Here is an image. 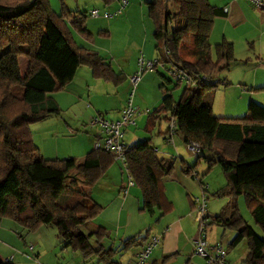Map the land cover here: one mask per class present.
Instances as JSON below:
<instances>
[{"label":"trees","instance_id":"1","mask_svg":"<svg viewBox=\"0 0 264 264\" xmlns=\"http://www.w3.org/2000/svg\"><path fill=\"white\" fill-rule=\"evenodd\" d=\"M147 5L161 66L175 65L192 80L189 84L174 81L173 89L183 85L175 100L173 89L166 87L171 81L160 76L162 97L148 117L162 116L165 121L172 117L175 134L183 143H198L195 160L203 158L208 167L220 166L226 184L215 194L243 196L253 221L264 233V107L250 101L249 115L237 119L219 118L210 111V91L218 82L217 74L235 61L231 42L222 39L213 48L209 44L213 21L225 11L208 0H152ZM87 17L85 12L62 10L57 14L48 0H0V218H10L26 231L51 225L61 248L78 252L84 259L95 257L114 264L116 252L140 249L151 233L147 227L120 242L117 249L104 245L108 234L103 227L87 233L79 230L102 209L87 187L114 162L111 153L97 149L80 161L46 159L30 129L60 114L52 94L64 88L79 66H87L97 79L114 84L124 80L107 60L73 39V32L90 39L85 30ZM20 58L26 60L23 73ZM253 90L264 92V86ZM125 147L126 171L141 193L139 211L157 222L171 205L163 179L171 175L173 164L159 158L149 140ZM195 167L196 163L183 171L194 178ZM212 224L234 231L227 251L246 243L239 264H264V237L243 220L235 204L228 213L222 210L209 215L206 226ZM0 264L14 263L1 259Z\"/></svg>","mask_w":264,"mask_h":264},{"label":"rangeland","instance_id":"2","mask_svg":"<svg viewBox=\"0 0 264 264\" xmlns=\"http://www.w3.org/2000/svg\"><path fill=\"white\" fill-rule=\"evenodd\" d=\"M151 1L152 0H127V5L121 15L112 16L110 18H105L103 16L87 17L86 26L93 35V41L92 43H90V45L93 46L91 49L99 51L100 54L105 58V60L111 63V66L116 71L122 70L124 69V67H128L127 63L123 61V55L135 59L136 64L137 57L144 52L142 42L146 45H149L152 42L153 26L147 16V4ZM48 2L52 11L57 14H59L62 10L70 11L71 13H87L92 9H98L99 11L107 10L109 12H114L119 6V0H115L109 6L104 5L102 0H48ZM128 11H130L131 14L130 19L127 22H124L123 24H117L119 23L120 19L124 18L126 12ZM98 30H104L109 32V37L98 36ZM224 30L226 31V36L234 41L237 53H240V55L243 54L244 51L250 49L249 44H252L254 42L253 39H250L253 36L252 32L249 33L248 37H244L243 27L232 28L230 26L229 28V26L226 25V27L222 29L217 20L215 22V28L214 30H212L211 35L209 36V44L211 48H213L216 42L219 41ZM74 35L79 45L88 46L87 44L89 43H85L84 40L79 38V36L75 32ZM144 36H147V39H145ZM254 43L255 47H257L256 41ZM248 56L249 59L247 62L234 61L230 64L227 69L222 70L217 74L216 79L218 80V82L216 86L213 87L210 91V111L214 116L224 119H237L245 116L247 117L248 104L250 101L264 107V92L259 90H253L250 85L255 82H264V61H261L259 58L257 59V54L253 52H249ZM131 63L133 64V62ZM131 63L129 64V67H131ZM19 64L20 71L21 73H23L26 67V60L20 58ZM135 69L136 68H134V71ZM160 76H164L166 79L171 81V83H168L166 87L168 89H173L175 82L168 75L165 68L161 65H158L156 69L143 73L139 81L137 82L135 88H133L131 85L129 79L130 76L126 78L124 84L121 85L119 88H114L108 83L97 81V84L94 87V100L99 105H102L104 107L125 106L126 103L130 100L131 105L135 108H138L140 112H143L146 109L152 110L156 106V104H158L160 95L163 92L161 91L162 89H160V86L164 80ZM141 78L144 79L141 80ZM224 79L225 81H223ZM182 87L183 85H181L180 88L172 90V94L175 100L179 98ZM86 104L91 103L90 101H85L82 104L80 110L78 111L81 112L82 109V111L86 112V114L91 113V110L86 107ZM107 116L111 115L109 114ZM70 117H73L71 111H65L61 115V119L65 121H68ZM91 118L92 116L88 119L82 118L85 124L82 129H80L79 127H76L77 129H73L75 127L71 125V131L75 130L73 134L70 132H56L53 134L51 133V138L48 137L46 138V140L48 141L43 142L39 141L43 138L42 133L39 131L40 134L38 135V132L35 129L36 127L33 126L32 132H34V138L36 142L39 141V153H42L45 156H52L54 155V151H57L59 152V154H61V156L67 157H51V159L74 158L76 161H80L82 158L81 153L85 152V150L83 151L84 147L82 146L88 145V137H90L89 130L93 129L94 131L99 133L97 127L88 126V123ZM143 124L144 120L140 118L134 128L128 129L129 131H132V135L139 137V141L136 144L147 142V138L151 139L153 142L154 139L158 137L156 136V132L158 130L157 126L154 127L152 134L147 135L145 133H142ZM165 125H167V123L162 120L161 127L163 128ZM129 131L126 134V138H128V136L130 135ZM58 137H63V139H59ZM55 138L58 139L56 140ZM72 138L74 139L72 140ZM75 143H77V146H75ZM168 146L170 148V154L174 157L173 161L172 158L170 160L172 163L174 162V168L179 169L180 157L175 153L171 144H168ZM182 154L183 156H185L184 160L189 165L196 163V167L194 170L197 173V176L199 177L200 181L202 182L201 184L198 182V179L190 178L188 176L189 181H191L192 184L195 186L193 196H199L201 194V185L206 186V195L208 197V200L206 201L207 213L210 216H215L219 214L222 210H225V212L228 213L231 205L235 204L243 220L248 225L253 227V229L258 235L264 237V233H262L259 226L256 225L253 221L249 207L246 204L243 196L215 194L222 186L226 184V179L222 173L220 166L218 164H213L208 167L206 161L203 158H199L198 161H196L195 156L191 155L185 149L184 143L182 148ZM113 169H116L117 175H121L124 181H127V174L121 167L120 163L113 162ZM107 184L108 182H106L105 180H100L95 185ZM166 219L167 217L165 216L159 222H155L154 218H152L149 227L150 233L155 236H159L160 234H158L157 232L165 226V224L167 223ZM88 225V223L85 225H80L79 230L83 233H87V227H89ZM44 228L54 229L51 225L44 226ZM29 233H33V231H26L16 221L10 218H0V247L3 246L1 247V254H7L5 255V258L12 259L14 255V260L12 261L14 264H106L104 262H97L94 257L85 261L82 259L80 260L79 258V260L75 261V258L79 257L75 256L79 255L78 252H74L69 248H67L66 252H64V250L61 248V245L56 247V253L51 252L52 250L48 249L51 253L48 252V254H46L42 259H38L32 255L30 256V252V254L24 255L27 258L23 259L21 258V251H24L25 248L28 247V244L31 242L29 240H32V236H30L31 234L28 236V238H24L25 235H28ZM234 234L235 233L232 230H223L221 226L212 224L206 228L205 238L208 243L220 241L226 244L225 242L229 241L234 236ZM46 239H49V236ZM46 239L44 241H46ZM2 244H7V247ZM159 244L160 242L158 243V245ZM54 245L55 243H52L47 246L48 248H53ZM246 247V243L242 241L236 247L228 250V259L231 260L229 262L231 264H238V262L244 257L246 253ZM137 250H139V248H129L123 251L121 256L116 253L113 256V261H126V259L129 258L133 260V257L131 255ZM155 251L156 250L154 249V252ZM198 259H200V261L202 262V258L198 257Z\"/></svg>","mask_w":264,"mask_h":264},{"label":"crops","instance_id":"3","mask_svg":"<svg viewBox=\"0 0 264 264\" xmlns=\"http://www.w3.org/2000/svg\"><path fill=\"white\" fill-rule=\"evenodd\" d=\"M114 1L115 0H108V4H105L104 1L103 3L104 5L109 6ZM208 1L211 5L220 7L225 11V15L215 17L211 32L215 28V22L218 20V23L222 27V29L226 27V25H228L229 28L230 26L232 28L243 27L244 37L246 36L248 37L249 33L252 32L253 36L250 39H253L254 42L256 41L257 43V47H255V43L252 41L253 43L249 44L250 49L244 51L243 54L240 55V53H237V49L235 48L234 41L226 36L225 33L226 31L224 30L218 42L224 39L233 44L235 61L247 62L249 59L248 56L249 52H253L257 54V59L259 58L261 61H264V11L261 12L255 11L254 8L245 0H208ZM130 16H131L130 11L126 12L124 18L120 19L119 23L117 24H123L124 22H127L130 19ZM150 21L153 26V22L151 19ZM85 30L87 33L90 34L91 36L90 39H86L80 36L79 34L77 33L76 34L79 36V38L83 39L85 43L86 42L89 43L87 44L88 46H83V47L92 50L91 48L93 46H91L90 43H92L93 41V35L88 30L86 23H85ZM72 35L76 44L79 45L74 35V32L72 33ZM97 35L100 37H109V32L104 30H98ZM144 38L147 39V36H144ZM142 47L144 49V52L141 53L146 59H152L156 56L153 31H152V42L149 45H146L145 43L142 42ZM92 51H95L100 56H102L99 51L94 49ZM123 57H124L123 61L127 63L128 67H124V69L119 71L113 69L111 63L107 61L109 62L110 66L116 73H120L123 75L124 80L121 83L114 84L110 80L94 78L91 75V72L87 66H79L73 78L64 86V88L52 94L61 112L57 116H50L45 120L36 123L35 125H31V133H33L32 138L37 147H40L38 144L39 141L42 142L48 141L46 140V138L48 137L51 138L50 137L51 133L53 134L56 132L58 133L70 132L73 134L75 130L71 131L72 130L71 125L75 127L73 129H77L78 127L82 129L83 126H85L82 118L88 119L89 117L91 116L93 117L98 114H103L105 117L109 119L118 118L119 113L124 106L104 107L102 105H99L94 100L95 97L94 87L97 84L96 83L97 81L108 83L114 88H119L121 85L124 84L126 78L129 77L134 71L135 59L125 55H123ZM131 62H133V64ZM130 63H131V67H129ZM142 79L144 78H141V80ZM250 85L251 88L255 89L264 86V82H259V83L255 82ZM161 97L162 94L160 95L158 104H156V106L153 105L155 107L152 110H148L147 114L139 115L135 119V125L126 128L123 135V143L125 145L127 146L135 145L139 141V137L132 135L131 133L132 131H129L128 129L134 128L137 125V121L140 120L141 118L144 120L142 133L150 135L152 134L154 127L156 126L158 127V130L156 132V136L158 137H156V139H154L153 142L151 139L147 138V140H149L150 145L153 147L156 155L159 158L165 160H170L172 158L173 161L174 157L170 154L171 152L168 146V144H171L175 153L180 157L179 169L174 168L175 166L173 162L172 163L173 171L171 175L163 179L164 194L166 196V199L171 204L166 214L162 217V218H164L165 216L167 217L166 219L167 223L157 232L158 234H160L159 235L160 244L154 248L156 251L155 252L154 250L152 251L149 260H147L144 264H206L203 259L201 260L204 263H202L200 259H198V257L193 255L192 253L191 239L196 235V222L194 221L191 215V211L193 207L192 200L193 197H196L193 196V193L195 191V186L188 179V176L190 178L192 177L190 176V174H186L183 171V168L185 167L190 168L193 164L189 165L184 160L185 156H183L182 154L183 139L181 138L180 135L174 134L171 136V141L167 140L169 137L167 132V125H165L163 128L161 127L162 116L156 119L153 117L152 118L148 117V114H151V112H153L154 109L159 105ZM85 101H90L91 103V104H86V107L89 110H91V113L89 114L83 112L82 109L81 112L78 111L80 110L82 104ZM65 111H71L73 116L70 117L68 121L61 119V115ZM109 114L111 116H107ZM247 115H249V112H247ZM163 121L167 123V121L165 120ZM33 126L36 127L35 129L38 132V135L40 134V132L42 133L43 138L38 142H36L34 138V132H32ZM89 131H90V137H88V145L82 146L84 147L83 151L85 150V152L81 153L82 158L85 156L87 152L91 150L92 143L98 139V133L96 131H94L93 129H90ZM128 131L130 135L128 136V138H126V134ZM58 138L63 139V137L61 138L58 137ZM58 138L55 139L57 140ZM73 139L74 138H72V140ZM75 146H77V143H75ZM41 156L46 159H51V157L53 158L67 157V156H61V154H59V152L57 151H54V155L52 156L51 155L45 156L42 153ZM100 180H105L106 182H108V184L95 185ZM125 183L126 181H124L121 175H117L116 169H113V163H112L107 167L105 172L99 177V179L96 182H94L91 186L87 187V191L90 194L93 201H95L97 204H99L102 207L99 214L94 219L88 222L89 227L87 228L88 230H93L97 227H103L108 234V239H106L104 244L106 247L110 246V247H116L118 249L119 248L118 245L120 242L130 237H133L138 233L143 232L147 227L149 228L150 222L153 218V217H149L146 213L139 211V205L141 201V193L139 188L136 187L135 185H131L126 189V192H124ZM162 218H160L159 221ZM43 228L44 226L33 231V233H29L28 235H25L24 238L26 239L31 234L30 236H32L31 237L32 240H29L31 242L28 244V247L25 248L24 251H21V258L23 259L27 258L24 255H28L31 253L30 256L32 255L38 259H42L46 254H48V252L56 253V247L60 245L56 231L52 228L50 229H45V228L43 229ZM48 236L49 239H46L48 238ZM45 239L46 241H44ZM229 241H226L225 243L228 244ZM217 242L220 241H214L213 243H209V244H214ZM52 243H55L53 248H48L47 245ZM2 245L7 247V244L6 245L2 244ZM29 246H31L32 248L31 250L29 249ZM1 247H0V260L5 258L6 257L5 255H7L4 253L1 254ZM48 249L52 251L50 252V250ZM62 249L64 250V252H66L67 250V248H62ZM123 251L125 250H120L116 253H118L121 256ZM78 254L79 255H75V256H79L75 258V261L79 260V258L80 260L82 259L84 261L88 260V259H84L80 253ZM134 254L135 253L131 255L133 257V260L129 258L126 259V261L125 260L120 262L116 261L114 262V264H132L134 263ZM13 260H14V255L12 261ZM227 260L231 261L230 259H228V251H227ZM97 262H102V261L97 260Z\"/></svg>","mask_w":264,"mask_h":264},{"label":"built area","instance_id":"4","mask_svg":"<svg viewBox=\"0 0 264 264\" xmlns=\"http://www.w3.org/2000/svg\"><path fill=\"white\" fill-rule=\"evenodd\" d=\"M248 2L255 10L264 11V0H245ZM127 5V0H119V6L114 12H109L107 10L99 11L98 9H92L87 12L88 16L98 17L103 16L105 18H110L112 16L121 15L124 8ZM163 54H168L166 49H163ZM158 65H161L158 57L152 59H146L142 54H140L136 59L135 71L130 75L129 79L133 88H135L137 82L139 81L141 75L146 71H151L155 69ZM171 79L177 83L189 84L192 83L191 78L179 67L175 65H169L164 67ZM146 109L140 112L138 108L131 105L129 100L126 105L121 109L118 118L109 119L103 114L95 115L91 118L88 123L89 127L98 128V139L95 140L91 145V150L103 149L111 153L113 161L120 163L121 167L127 174V181L125 183V190L133 185L131 177L126 171L125 164V144L123 143V135L126 128L135 125V119L141 114H147ZM175 123L172 117L167 120V132L168 141H171V136L175 134ZM185 149L193 156L198 155L200 147L198 143L193 141H188L184 143ZM194 178L197 179V173H193ZM201 194L199 196L193 197V207L191 215L196 222V235L191 239L192 253L205 260L209 264H231L227 260V250L226 244L222 242H217L214 244H209L206 241L205 233L207 228V221L209 214L206 211V201L208 197L206 195V186L201 185ZM160 242V237L151 235L149 239L144 243V245L135 252L134 263L132 264H144L150 257L153 249ZM31 250V246H29ZM4 261L12 260V258H3Z\"/></svg>","mask_w":264,"mask_h":264}]
</instances>
